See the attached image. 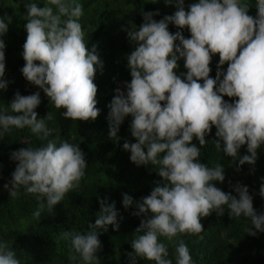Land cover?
<instances>
[{"label":"clouds","instance_id":"clouds-1","mask_svg":"<svg viewBox=\"0 0 264 264\" xmlns=\"http://www.w3.org/2000/svg\"><path fill=\"white\" fill-rule=\"evenodd\" d=\"M153 3L156 0H152ZM55 6L38 7L25 4L26 40L22 46L25 61L24 78L38 86L62 115L70 120H95L97 85L93 82L97 67H102L95 46L85 43L79 19L83 7L76 0H48ZM175 11L159 21L157 11L141 13L143 22L135 29L128 27L127 36L135 44L128 55L131 80L117 87L108 104L109 138L119 140L117 133L126 117L131 116L130 135L122 147L130 152V161L137 166L151 165L161 178L150 194L135 201L131 214L143 217L134 230L131 264L138 258L155 264H173L168 259V246L159 241H172L178 234L198 235L204 231L202 217L213 212L222 216L227 205L230 217L244 216L252 227L247 234L264 232V212L257 213L248 186L237 182L231 192H224L213 181L225 180L220 164L209 167L199 160L201 148L208 141L213 126V142L236 163V170L248 163L254 165L257 149L264 145V0H257V13L249 15L250 5L241 0H196L185 9V0H164ZM7 21V23L5 22ZM11 17L0 18V37L8 31ZM169 24L178 29L168 30ZM187 28L190 38L182 30ZM178 42V43H177ZM0 39V78L5 74V49ZM218 54L215 78L210 77V63ZM183 59L186 72L177 74L178 61ZM38 62V63H36ZM227 63L226 70L222 67ZM202 81V83L200 82ZM8 81L0 79V89ZM224 96L238 99L228 102ZM163 102V104L161 103ZM41 103L40 92L14 94L12 113L0 112V138L11 129L29 128L39 139L46 140L52 130L45 121L50 112L39 118L34 111ZM198 141L200 147L193 140ZM75 139V138H73ZM246 145L249 154L238 156ZM163 154V155H161ZM16 162L11 180L3 185L9 196H18L23 187L36 199L45 200L33 216L40 220L45 207L52 213L65 194L79 187L87 161L78 143L48 140L43 146L25 147L10 153ZM259 194L264 197V183ZM128 209L133 198L122 194ZM99 215L84 233L65 231L60 238L70 241L83 264H94L102 249L99 235L119 229L115 202L99 199ZM122 219V217H121ZM176 264H193L187 245L181 240L175 247ZM70 254L69 260L77 261ZM0 264H20L8 243L0 242Z\"/></svg>","mask_w":264,"mask_h":264},{"label":"trees","instance_id":"trees-1","mask_svg":"<svg viewBox=\"0 0 264 264\" xmlns=\"http://www.w3.org/2000/svg\"><path fill=\"white\" fill-rule=\"evenodd\" d=\"M37 3L38 7L55 6L48 0H0V18L11 17L8 31L0 39L5 42V74L2 78L8 81L5 89H0V112L12 113L10 104L14 94L30 95L40 92L41 103L34 110L39 118L51 113L53 119L46 120V126L52 130L46 140L39 139L29 128L11 129L0 138V242L8 243L15 251L20 264H80L79 254H75L70 241L60 238L65 231L84 233L89 223H94L99 215V199H107L108 203L115 202L118 210L117 220L119 229L113 230L108 226L107 232L99 235L102 244L101 251L106 261L100 259L99 264H131L128 253L132 251L131 241L139 234L134 230L143 218L132 215L136 210L135 201L150 194L161 178L151 165L137 166L130 161V152L123 149L125 140L135 142L131 137L129 125L132 117L125 118L117 133L119 140L109 138L107 107L115 95V89L123 82L131 80L128 68V55L134 50L135 44L127 36L128 27L135 29L143 22L142 11H157L159 15L153 18L157 21L165 15H171L176 10L174 5H166L164 0H76L83 7V15L79 19L84 39L89 50L95 46L96 54L102 62L97 67L93 82L97 85V105L100 109L95 120H70L64 118V109H57L53 102L46 97L38 86L30 84L22 75L21 69L25 64L22 57L23 44L26 40L24 25L26 20L25 4ZM196 0H185V9ZM250 5L249 15L257 13V0H241ZM7 23V21H5ZM168 30L177 31L175 25L169 24ZM185 38H190L187 28L182 30ZM178 43V42H177ZM218 54L213 55L210 63V77L215 78ZM38 63V62H36ZM177 74L186 72L183 59L178 61ZM225 70L227 63L222 66ZM202 83V81H200ZM228 102L235 97L224 96ZM163 104V102H161ZM215 127L205 137L208 143L201 148L199 160L209 167L217 163L224 168L225 180L213 181L222 191L233 192L232 185L239 182L248 186L253 196V207L257 213L264 212V197L259 194L260 186L264 183V145L257 149V159L254 165L245 163L236 170V163L222 150H217L213 142ZM75 138V139H73ZM48 140H68L78 143L85 154L87 167L79 187L65 194L63 200L54 206L53 212L45 207L40 220L33 216L41 203L34 194L26 193L23 187L18 189V196H9L3 187L11 180L16 162L10 159V153L19 148L43 146ZM198 147V141L193 140ZM249 154L246 145L238 150V156ZM163 155V154H161ZM130 195L134 204L125 209L122 204V194ZM225 212L217 216L213 212L208 217H202L204 231L198 235L178 234L172 241L158 237L159 241L168 246L169 256L176 264V245L182 240L188 247L193 264H264V232L256 236L247 234L252 227L250 219L240 216L230 217L227 205ZM122 217V219H121ZM77 255V261L69 260V255ZM136 264H155L154 261L138 258Z\"/></svg>","mask_w":264,"mask_h":264},{"label":"rangeland","instance_id":"rangeland-1","mask_svg":"<svg viewBox=\"0 0 264 264\" xmlns=\"http://www.w3.org/2000/svg\"><path fill=\"white\" fill-rule=\"evenodd\" d=\"M96 255L98 256V259L94 261V264H99L100 259H104L105 261L107 260L105 254L101 250L98 251ZM80 264H83V262H81Z\"/></svg>","mask_w":264,"mask_h":264}]
</instances>
